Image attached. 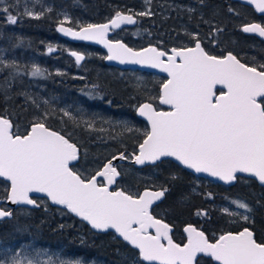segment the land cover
Returning a JSON list of instances; mask_svg holds the SVG:
<instances>
[{
  "label": "snow or ice",
  "instance_id": "snow-or-ice-1",
  "mask_svg": "<svg viewBox=\"0 0 264 264\" xmlns=\"http://www.w3.org/2000/svg\"><path fill=\"white\" fill-rule=\"evenodd\" d=\"M145 2L151 3V0ZM248 3L264 13V0H248ZM4 4L5 0H0V6ZM12 8V4L0 7V14L11 25L18 23V15L32 19L42 16L26 7L19 12L18 4L15 14ZM151 15L150 9L134 14L117 11L108 23L86 25L73 23L65 15L56 31L74 40L102 44L109 61L167 73L159 94L136 106L137 114L147 120L150 130L144 133L134 153L135 164H156L162 158L171 157L186 169L206 173L226 184L235 181L238 173H244L264 186V63L249 66L232 52L212 55L202 47L198 34H189L193 46L173 47L170 51L154 46L134 50L119 40L108 39L110 30L136 24L134 16ZM242 31L264 37V25L260 23L243 26ZM48 51L55 49L50 46ZM70 55L78 65L84 60L78 52L72 51ZM0 65L14 70L0 85L7 96L11 79L20 74L16 71L19 66L4 64L3 60ZM30 74L37 77L44 72L33 65ZM217 85L221 86L219 91ZM154 100L167 105L169 110H159ZM64 115L70 114L65 112ZM46 120L47 114L34 118L24 134H14L13 121L0 116V177L10 182L5 199L11 204L39 207L30 193H43L53 204L63 206L96 232L114 230L132 249L138 250L133 254V264L141 261L145 264H199L201 255L216 264H264V242H257L254 231L248 227L236 233L221 232L210 240L203 230L189 224L183 229L186 243L174 242L170 235L172 228L152 212L153 204L169 191L167 187L146 189L137 195L123 190L110 191L120 175L113 160L127 159L124 153L108 160L95 175L84 177L70 166L79 159L78 145L50 128ZM97 177H103L106 184H99ZM228 205L222 206L224 214L239 217L246 223L251 221L249 214L253 209L246 201L234 199ZM230 206L243 211H232ZM12 215V210L0 207V220ZM197 215L207 213L197 210ZM150 230H154V234ZM0 264H85V261L59 256L53 259L41 251L34 255L23 251L11 254L4 249L0 250Z\"/></svg>",
  "mask_w": 264,
  "mask_h": 264
},
{
  "label": "trees",
  "instance_id": "trees-1",
  "mask_svg": "<svg viewBox=\"0 0 264 264\" xmlns=\"http://www.w3.org/2000/svg\"><path fill=\"white\" fill-rule=\"evenodd\" d=\"M36 1L39 2L38 11L42 13L40 19L18 15V23L11 25L0 14V50L7 49L12 53L4 64L18 65L16 71L20 73L11 79L7 96L4 88L0 87V116H7L13 121L14 134H24L33 119L38 117L27 96L31 86H41L45 94L75 95L70 100L77 97L74 92H92L96 100L95 108L99 104L110 106L113 116L126 110L140 124V130L125 133L118 131L115 136L108 137L99 127L70 126L67 122L63 125L47 118L50 128L60 131L78 145L79 159L72 166L86 178L119 153L127 151L128 157L137 153L138 145L148 131V125L138 117L133 105L157 96L164 78L156 76V81L148 80L147 86H141L130 76L131 71L138 73L140 70H121L106 65V52L89 44L88 47L98 49L102 55L91 60L85 54V61L76 64L70 50L72 46L80 49L84 44L69 43L58 34V22L64 19V14L70 15L73 23L86 25L109 21L117 11L134 14L150 9L153 15L135 16L136 24L114 30L112 38L121 39L133 48L155 45L169 51L172 47H185L187 43H194L189 34H198V38L211 54L229 51L237 53V46L240 45L241 22L236 19L238 17H232L238 12L235 10L240 9L235 0H151L149 4L145 0ZM8 4L13 5L11 10L14 14L17 12L16 4L19 5V12L24 10L21 0H5L2 6ZM217 28L221 31L217 32ZM50 46L55 49L54 52L48 51ZM31 55L42 60L45 66L41 67L43 76H31V69L27 64ZM89 62L91 67L88 66ZM56 65L67 69V72L51 73V70L58 67ZM13 71L0 65V85ZM152 102L162 108L158 100ZM120 165L130 168L126 172L119 168L122 176L117 183L118 188L127 193L140 194L144 189L160 186L169 189L164 199L153 207L152 212L157 218L173 225L175 232L189 224H195L209 234L214 232L218 235L221 232L239 231L249 227L254 231L257 240L264 242V186L256 179L237 176L233 185L225 186L203 178L205 181L198 184L201 177L171 160H162L156 165L142 168L131 163L118 166ZM153 170L158 171L155 178L139 174L141 171L147 174ZM173 176L176 177L175 180L172 179ZM209 193L211 198H208ZM6 196V191L0 187V198ZM234 198H241L252 207L250 222L238 220L230 224L227 216L218 211L220 204ZM37 202L39 207H17L11 218L0 221V241L11 242L33 235L43 242L64 246L77 255L101 257L110 264H132L133 254L138 250L132 249L113 231L95 232L66 208L53 206L46 198H40ZM197 210H202L207 215H197ZM135 259L138 260L139 257L136 256ZM207 259L204 261L213 263L211 258ZM140 264L145 263L141 261Z\"/></svg>",
  "mask_w": 264,
  "mask_h": 264
},
{
  "label": "rangeland",
  "instance_id": "rangeland-1",
  "mask_svg": "<svg viewBox=\"0 0 264 264\" xmlns=\"http://www.w3.org/2000/svg\"><path fill=\"white\" fill-rule=\"evenodd\" d=\"M21 2L24 9L26 7L29 10L39 14L38 10L40 7L38 1L21 0ZM65 15H67L71 19L70 15L64 14V16ZM64 44H62V46H64ZM187 45H190V43H187ZM74 49L85 53L87 56L92 58L91 60L95 59V57L102 55L98 49L88 47V45L85 46V44L80 49H78L77 46H74ZM11 55L12 53L9 52L7 49L0 50V60H3L4 63L8 61V58ZM27 64L29 65L30 69L32 68L33 65L38 66L40 68L41 67L45 68V66L42 64V60L35 55H31L27 59ZM90 65L91 63L89 62L88 66L91 67ZM50 72L53 74H60L62 72L66 73L67 69L64 70L61 67H56L54 71L51 70ZM75 76H79V75L75 74ZM130 76L132 77L133 80L135 79L136 82H138L141 86H147V83L149 82L148 80L156 81L155 80L156 74L143 72V71L138 73H134V71H131ZM65 95L60 93L45 94L43 93L41 86L37 88L31 86L30 89L27 91V96L30 99V102L32 103L34 108L36 109V115H38V117L40 118H43L44 115L47 114V118H50L56 122H60L63 125L65 122H67L70 126L81 124L82 126L95 127V128L99 127L100 130L104 131L108 137L115 136V133L118 131H120V133L131 132L126 130L125 125L127 126L128 129H132V131L140 130L139 122L132 114H130L126 110L121 111L119 114L113 116L112 109L110 106H105V105L102 106L99 104L98 107L95 108L94 102H96V100L92 92H84V93L80 92L78 93L79 97L73 100L69 99L67 93ZM33 101H35V103H33ZM136 106L137 105H133V108L135 110H136ZM65 112H68L70 115L65 116L64 115ZM119 168L122 171L125 169V172L130 170L129 166H124V165H120ZM157 172H158L157 170H153L152 172L146 174V172L141 171L139 172V174L146 175V177L155 178ZM204 179L203 178L199 179L198 184H202V182L205 181ZM234 199L245 201L241 198H234ZM229 201H226L218 206V211L221 214H224L222 212V206H229L228 205ZM230 207L232 211H243V210L235 209L234 206H230ZM224 215L227 216L228 218L227 220L229 221L230 224H233L238 220L243 221L239 217H233L226 214ZM249 215L251 216V213ZM4 249L9 250L11 254H14L16 251H23L30 255H34L36 251H41V252H47L49 255L52 256L53 259H56V257L59 256L64 259H82L85 261V264H110L101 257H85L82 255H77L70 252V250H68L64 246H57L47 242H43L38 237H35L33 235L24 238H17L11 242L0 241V250H4Z\"/></svg>",
  "mask_w": 264,
  "mask_h": 264
},
{
  "label": "flooded vegetation",
  "instance_id": "flooded-vegetation-1",
  "mask_svg": "<svg viewBox=\"0 0 264 264\" xmlns=\"http://www.w3.org/2000/svg\"><path fill=\"white\" fill-rule=\"evenodd\" d=\"M235 3H237V5L240 7V9L235 10V11H238V12L236 14H234V15H232V14L231 15H232V17H238L236 19L239 22H241V27L239 28L240 37L241 38H240V45L237 46V53H233V52L232 53L234 55H236L237 58L240 59V61L242 63H246L249 66H258L259 64L264 63V39L261 38V37H259V36H257V35H255V34L244 33L242 31V28H243V26L249 25L251 23H260V24L264 25V14H258L251 6H249L247 4H244V3H242V2H240L238 0H235ZM233 36H235V35H233ZM235 38H238V37L235 36ZM69 43H72V42H69ZM83 44H86V43H83ZM193 45H194V43H190V45H187L185 47L193 46ZM202 45H203V43H202ZM203 47H204V45H203ZM72 49L74 50V46H73ZM71 50H70V52H71ZM205 50H206V48H205ZM229 52H231V51H229ZM227 53L228 52H226V53H220V54H212V55L219 56V55H226ZM105 56H106V53H105ZM56 66L61 67L59 65H56ZM53 69H55V68L53 67ZM148 73H151V72H148ZM153 74H155V73H153ZM156 76H160V77L164 78V81H166V79H167L165 76H162V75H159V74H156ZM74 94H76L77 97H79V95H78L77 92L76 93L74 92ZM72 96L74 97L75 95H72ZM72 96L68 95L69 99L72 98ZM77 97H75V99ZM94 107H96V106H94ZM158 109L159 110L160 109H164V107L158 108ZM78 126H82V125L79 124ZM148 131H149V127H148ZM124 152H127V151H124ZM120 164H122V163H120ZM118 165L119 164H117L116 167L119 170V166ZM102 167H103V165L99 168V170H101ZM95 173L93 175H95ZM98 183L99 184H106V181L104 180V178H101V179L98 180ZM117 183H118V180L116 182V185L114 187V190L120 189V188H118ZM0 187L2 188L3 191H6V193L8 194V191L10 190V184L7 181H5L3 179H0ZM0 199L3 200V201L4 200L6 201L5 197L0 198ZM39 199L40 198H38L37 200H39ZM5 201L1 204V207L2 208L10 209L13 212L18 207L17 206V207L12 208L9 205H7ZM6 218H11V217H6ZM168 224H170V223H168ZM191 225L194 226V227H197L195 224H191ZM171 226L174 228V230L172 232V238H173V240L176 241L177 243L181 244V245H183V243H186V234L183 231L184 227H183L182 230H179V231L175 232V227L173 225H171ZM197 228L199 230H203V229H201L199 227H197ZM241 230H239V231H241ZM204 232H205L206 236L209 237L210 240H214V239H216L219 236L217 233H214V232H212L211 234L207 233L206 231H204ZM231 232H238V231H231ZM175 236L177 237V239H175ZM255 239L257 240L256 236H255ZM257 242H261V241L257 240ZM198 260H199V264H213V263L216 264L215 261H213V263H211V262H205L204 260H208V259H207V257H204L202 255L200 257H198Z\"/></svg>",
  "mask_w": 264,
  "mask_h": 264
},
{
  "label": "water",
  "instance_id": "water-1",
  "mask_svg": "<svg viewBox=\"0 0 264 264\" xmlns=\"http://www.w3.org/2000/svg\"><path fill=\"white\" fill-rule=\"evenodd\" d=\"M238 1H240V2H242V3H244V4H247V5H249V6H251L258 14H264V13H260V12H258L257 10H256V8H255V5L254 4H250V3H248V0H238ZM126 14H133V13H126ZM134 19H136V17L134 16ZM109 21H106V22H100V23H92V24H104V23H108ZM134 24H124V25H122L121 26V28L122 27H127V26H133ZM66 26H69V25H66ZM120 29V28H119ZM114 30H116V29H113V30H110L109 31V33H108V39L110 40V41H117V40H119L120 42H122V43H124L126 46H128V47H131V46H129L126 42H124L123 40H121V39H113L112 38V36H113V33H114ZM58 34L62 37V38H64V39H66L67 41H69V42H72V43H86V44H89V45H93V46H98V47H100L102 50H104L105 52H106V56H107V54H108V52H107V49L102 45V44H97V43H95V42H93V41H82V40H74L73 38H71V37H69V36H64L62 33H60V32H58ZM252 34V33H251ZM255 35H257V34H255ZM257 36H259V35H257ZM260 37V36H259ZM261 38H263L264 39V37H261ZM149 46H154V47H157V46H155V45H148V46H145V47H142V48H133V47H131V48H133L134 50H141V49H143V48H146V47H149ZM202 47H203V45H202ZM158 48V47H157ZM173 48V47H172ZM176 48V47H175ZM178 48H181V47H178ZM171 49V48H170ZM160 50H163V49H160ZM72 51H75V52H78L79 54H81V55H83L84 56V60H82L81 62H80V64L81 63H83L84 61H85V59H86V55H85V53H83V52H80V51H78V50H71V52ZM165 51V50H164ZM170 51V50H169ZM105 56V57H106ZM72 58H74L75 59V57H73V56H71ZM105 63H106V65H108V66H112V67H117V68H119V69H121V70H140V71H144V72H151V73H155V74H159V75H162V76H165L166 78H168L167 77V73H164V72H161L159 69H153V68H149V67H146V66H142V65H136V64H120L118 61H109V60H107L106 58H105ZM220 87L221 86H219V85H217V91L218 90H220ZM225 91H226V89H225ZM161 105V104H160ZM155 106V105H154ZM162 107H164V109H160V110H164V111H167V110H169V107L167 106V105H161ZM138 115V114H137ZM138 117H140L139 115H138ZM141 119H143L146 123H147V125H148V127H149V130H150V125L148 124V122H147V120L145 119V118H143V117H140ZM14 129V128H13ZM54 130V129H53ZM57 131V130H56ZM58 132H60V131H58ZM61 133V132H60ZM62 134V133H61ZM67 138V137H66ZM122 153H124L125 155H126V152H122ZM119 154H121V153H119ZM119 154H117V155H115L114 157H118L119 156ZM128 157V156H127ZM113 159V157L111 158V159H109V160H112ZM162 160H171V161H173V162H175V163H177V164H179L177 161H175L173 158H171V157H165V158H162ZM161 160V161H162ZM78 161V160H77ZM77 161H74L73 163H72V165L73 164H75ZM108 161V160H107ZM107 161H106V163H107ZM161 161H157V163H159V162H161ZM120 163H131V164H133L135 167H138V168H142V167H145V166H147V165H156V164H145V165H137V164H135V162H134V154H132L131 155V157H128L127 159H124V160H120V159H114L113 160V164L116 166L117 164H120ZM72 165H70V166H72ZM182 168H184L182 165H180ZM103 168V167H102ZM102 168H101V170H102ZM184 169H186V168H184ZM118 170V169H117ZM186 170H188L189 172H191V173H193L195 176H197V177H202V178H206V179H208V180H210V181H212V182H215V183H220V184H222V185H225V186H231V185H233L235 182H236V180L235 181H233L232 183H230V184H226L225 182H223V181H221V180H219V179H217V178H215V177H211V176H209V175H207L206 173H195L194 171H192V170H190V169H186ZM118 172H120L119 170H118ZM121 176H122V174L120 173V175L116 178V182H117V180L118 179H120L121 178ZM237 176H245V177H249V178H253V179H256L255 177H251V176H249V175H247V174H244V173H238L237 174ZM101 178H103V177H97V181L99 180V179H101ZM0 179H3V180H5L3 177H0ZM257 180V179H256ZM5 181H7V180H5ZM258 181V180H257ZM9 184H10V182L9 181H7ZM116 182L114 183V184H112L111 185V187H110V191L111 190H114V187H115V185H116ZM259 182V181H258ZM147 189H151V188H147ZM117 190H122V189H117ZM146 189H144L140 194H142L144 191H145ZM30 196L33 198V199H35L36 201H37V199L38 198H46L48 201H49V203L51 204V205H53V206H59V207H63V206H60V205H55V204H53L51 201H50V199L45 195V194H43V193H30ZM164 199V198H163ZM162 199V200H163ZM162 200H160V201H157L155 204H153V206H152V209H153V207L155 206V205H157L158 203H160ZM5 201V200H4ZM3 200H1L0 199V207H1V204L4 202ZM6 202V204L7 205H9L10 207H12V208H14V207H30V208H34V207H36V206H32V205H13V204H11L9 201H5ZM38 203V202H37ZM38 205H39V203H38ZM74 215V214H73ZM154 215V214H153ZM75 216V215H74ZM155 216V215H154ZM77 217V216H76ZM79 218V217H78ZM80 219V218H79ZM160 219V218H159ZM164 221V220H163ZM165 223H167L166 221H164ZM86 223V222H85ZM87 224V223H86ZM88 225V224H87ZM89 227H90V225H88ZM169 226L172 228V232H173V230H174V228L169 224ZM91 228V227H90ZM94 231H96V230H94ZM109 231H113L114 232V230H109ZM150 231H153V234H154V230H150ZM115 233V232H114ZM233 233H236V232H233ZM117 236H118V234H116ZM170 235H172V233H170ZM119 237V236H118ZM120 238V237H119ZM121 240H122V238H120ZM174 242H176V241H174ZM127 243V242H126ZM177 243V242H176ZM145 263V262H144ZM216 263V262H215Z\"/></svg>",
  "mask_w": 264,
  "mask_h": 264
},
{
  "label": "bare ground",
  "instance_id": "bare-ground-1",
  "mask_svg": "<svg viewBox=\"0 0 264 264\" xmlns=\"http://www.w3.org/2000/svg\"><path fill=\"white\" fill-rule=\"evenodd\" d=\"M96 232V231H95Z\"/></svg>",
  "mask_w": 264,
  "mask_h": 264
}]
</instances>
